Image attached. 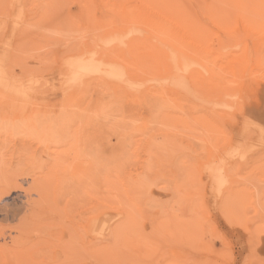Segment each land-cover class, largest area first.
I'll return each mask as SVG.
<instances>
[{
	"label": "rangeland",
	"instance_id": "obj_1",
	"mask_svg": "<svg viewBox=\"0 0 264 264\" xmlns=\"http://www.w3.org/2000/svg\"><path fill=\"white\" fill-rule=\"evenodd\" d=\"M0 122V264H264V0H0Z\"/></svg>",
	"mask_w": 264,
	"mask_h": 264
},
{
	"label": "bare ground",
	"instance_id": "obj_2",
	"mask_svg": "<svg viewBox=\"0 0 264 264\" xmlns=\"http://www.w3.org/2000/svg\"><path fill=\"white\" fill-rule=\"evenodd\" d=\"M235 1H236V2H239L240 0H235ZM28 95H29V94H28ZM77 99H78V98H77ZM79 100H80V98L78 99V101H79ZM75 101H76V100H75ZM76 103H80V101H79V102L76 101ZM74 104H75V103H74ZM75 105H77V104H75ZM77 106H78V105H77ZM73 107H74V106H73ZM75 107H76V106H75ZM75 107H74V108H75ZM86 107H87V106H86ZM80 109H84V108H79L78 111H81V112L84 111V110H80ZM76 111H77V110H76ZM67 113H68V114H67ZM71 113H73V112L71 111ZM66 114L69 115L70 112H64V115L62 114L64 117H63L62 115L60 116V117H62L61 120L59 119L60 117L57 118V120L59 119V120L61 121V126H62V124H63V126H64V125H65V126H66V125H69L70 123H68V122H70L71 119H72V121H73V119H74L77 115H79L78 113L75 112V109H74V114H75L76 116H75V117L72 116V117H74V118L71 117V119H70V116H67ZM65 115H66V116H65ZM72 115H73V114H72ZM65 117H66V118L68 117V118H67V122H66V120H65V119H66ZM63 118H65V119H64L65 121H63L64 123L62 122ZM68 119H69V120H68ZM30 121H31V120H30ZM30 121H29V122H30ZM32 121H33V120H32ZM34 121H35V120H34ZM60 121H59V122H60ZM27 122H28V121H27ZM27 122H25V123L27 124ZM59 122H58V124H59ZM30 123H32V122H30ZM34 123H35V122H34ZM36 123L39 124L40 121H39V123H38V121H37ZM41 123H42V122H41ZM41 123H40V124H41ZM44 123H45V122H44ZM46 123H47L48 126H49V122H46ZM46 123H45V124H46ZM67 123H68V124H67ZM0 124H1V125H7L8 123H7V122H0ZM17 124H18V121H14V120H13L12 123H11V125H13L14 127H15ZM37 124H36V125H37ZM58 124H57V125H58ZM27 125H28L29 127H31L30 129H31L32 131L36 132L37 135H38L39 133H43V132H45V131L48 130V127L45 126L44 124H43V125H44L45 127L43 126L44 128H43V129H42V128L39 129V131L36 130V127H38V125H37L36 127H34L32 124H31V126H30L29 124H27ZM50 125H51V124H50ZM61 126L58 125V127H61ZM63 126H62V127H63ZM32 127H33V128H32ZM39 127H40V126H39ZM39 127H38V128H39ZM46 127H47V128H46ZM50 127H51V126H50ZM62 127H61V128H62ZM0 129H2V128L0 127ZM63 129H64V127H63ZM1 133H2V132H1ZM28 134H29V133H28ZM0 135H1V134H0ZM98 141H101V140H98ZM98 141H96V142L94 143V145H92L91 147H89V148L87 149V152H86L85 157H84L87 161H91L92 163L102 161V148L100 149V146L102 145V142L99 143Z\"/></svg>",
	"mask_w": 264,
	"mask_h": 264
}]
</instances>
